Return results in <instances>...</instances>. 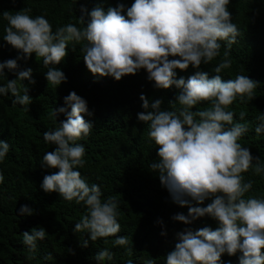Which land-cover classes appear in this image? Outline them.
I'll use <instances>...</instances> for the list:
<instances>
[{
    "label": "clouds",
    "instance_id": "clouds-1",
    "mask_svg": "<svg viewBox=\"0 0 264 264\" xmlns=\"http://www.w3.org/2000/svg\"><path fill=\"white\" fill-rule=\"evenodd\" d=\"M229 3L230 0H133L127 7L117 3L105 10L97 4L90 11L81 5L82 15L77 19L83 27L67 23L55 32L44 15L32 18L28 14L30 7L14 15L3 12L7 21L3 40L18 55L0 62V76H5V69L16 76L0 86V95L11 94L13 106L28 109L32 97L22 81L35 83L32 68H21L18 61L26 62L33 54L42 58L47 83L59 86L67 77L55 65L67 56L69 43L83 42V61L93 75L119 81L144 69L154 88L175 86L180 90L169 101L171 110L161 109L162 99L150 102L143 93L139 96L141 107L147 111L138 112L137 119L147 124V140L156 145L158 157L149 167L158 175L172 202L188 206L187 215L178 213L173 219L191 224L207 215L218 226L214 230L205 226L178 232V242L166 254L165 264H219L223 254L232 256L237 252L241 253L239 264H264V196H246L254 181H245L243 176L249 170L253 175L264 173V163L238 142L248 132V124L235 121L234 111L228 110L237 100L241 104L253 100L259 82L242 74L224 81L220 75L209 78L203 71H196L185 80L176 78L175 71H185L190 65L198 69L202 62L209 64L220 55V41L226 42L225 51L213 71L219 74L231 68V47L240 32L232 22ZM85 15L89 17L87 22ZM63 100L64 106L54 107L49 113L58 126L43 133L44 142L56 147L45 152L40 161L42 168L58 171L44 175L40 187L45 193L57 192L63 200L86 208L73 232H86L93 242L114 236V246H127L128 237L117 235L121 231L117 199L109 196L102 200L100 185H89L75 170L85 166L86 150L77 141L87 137L93 128L82 114L93 113L75 91ZM203 102L210 106L197 109ZM61 114L65 119L58 121ZM245 115L241 111L239 119L244 120ZM256 119L259 123L255 133L264 134V113ZM9 150V143L0 140V162ZM3 182L0 172V184ZM206 199L210 200L206 206H192V201L202 204ZM33 213L28 205L19 208L21 216ZM46 234L42 226L34 227L31 232H22V242L34 252L37 241L44 240ZM81 246L87 247L88 240ZM127 251L130 254L132 248ZM68 252L75 255L72 249ZM94 258L103 264L113 259V253L102 248ZM143 264H156V260L146 259Z\"/></svg>",
    "mask_w": 264,
    "mask_h": 264
},
{
    "label": "trees",
    "instance_id": "trees-1",
    "mask_svg": "<svg viewBox=\"0 0 264 264\" xmlns=\"http://www.w3.org/2000/svg\"><path fill=\"white\" fill-rule=\"evenodd\" d=\"M133 0H0V62L14 59L18 55L4 40L7 21L3 12L15 14L25 7L32 11V18L44 15L52 25V31L67 23L82 28L77 19L82 15L81 5L89 11L100 4L107 9L117 3L130 6ZM228 9L232 22L239 29L237 42L231 47L232 66L217 74L213 68L221 61L225 51V41H220V55L209 64L187 70L176 69L177 77L185 80L196 71L207 72L209 78L220 75L222 80L234 79L237 74L247 75L259 82L255 89V98L247 104L235 101L228 110L234 111L237 122L247 123L248 132L240 140L248 147L253 157H259L264 163V134L254 131L259 123L256 117L264 113V0H230ZM85 22L89 19L84 16ZM80 44L69 43L68 54L56 68L64 72L66 82L59 86L47 83L42 58L33 54L26 62L18 61L21 68H32L34 84L22 81L29 87L28 94L32 103L28 106H13L11 94L0 95V140L10 145V150L3 162L4 182L0 184V264H100L94 258L95 252L108 248L113 259L103 264H143L146 259L155 258L156 264H165L166 254L174 249L178 242L177 233L185 228L193 231L210 227L213 230L217 222L205 215L184 224L173 217L188 214V206H179L172 202L169 192L161 186L158 175L149 165L156 161V145L147 140L148 126L138 121L137 113L147 111L141 107L139 96L143 93L149 101L162 99L161 109L171 110L170 100H174L180 91L175 86L169 89H156L153 82L146 79L147 73L140 69L135 75H126L119 81L111 76L93 75L86 68ZM75 48V51L72 49ZM172 57H170L171 59ZM0 76V86L7 80L15 79V73L4 70ZM87 101L89 111L82 114L92 123L93 128L87 137L78 140L85 147V166L78 168L82 178L89 185L99 184L103 193L102 200L114 196L118 204V221L121 231L129 239L127 246H114V236L89 239L86 232H73L75 223L86 213L82 204L63 200L57 192L45 193L40 184L43 176L58 169L41 167L45 152L56 146L45 143L43 133L58 126L49 113L54 107L64 106L63 98L69 92ZM179 105H177L178 107ZM208 102L196 106L197 109L209 107ZM194 107L192 110L195 111ZM70 110V109H69ZM151 110V109H149ZM246 113L244 120L239 113ZM65 119L61 114L59 120ZM255 164V161H253ZM245 181H254L252 190L246 196H264V173L253 175L251 170L243 173ZM210 203L206 199L202 204L192 201V206L204 207ZM21 205L34 209L32 215L19 214ZM42 226L47 234L42 241H37L34 252L23 244L22 232ZM165 235H161V232ZM84 240L88 246L82 247ZM132 248L131 253L127 251ZM72 249L75 255L69 254ZM241 253L229 256L223 254L219 264H239ZM47 257V259L45 258Z\"/></svg>",
    "mask_w": 264,
    "mask_h": 264
}]
</instances>
